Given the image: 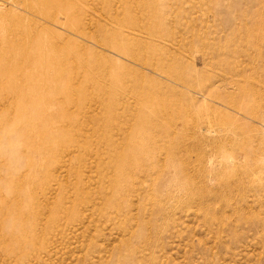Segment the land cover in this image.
<instances>
[{
    "label": "rangeland",
    "instance_id": "rangeland-1",
    "mask_svg": "<svg viewBox=\"0 0 264 264\" xmlns=\"http://www.w3.org/2000/svg\"><path fill=\"white\" fill-rule=\"evenodd\" d=\"M96 1L92 13L103 18L107 1ZM56 8L0 0V33L44 22ZM120 14L157 25L153 40L124 29L147 48L161 45L174 74L211 94L195 95L130 56L129 65L196 96L194 111L201 105L204 120L222 127L200 142L137 126L120 152L131 160L109 161L95 152L113 148L96 142L76 158L69 128L48 148L14 114L0 130V264H264V0H143ZM131 53L152 59L143 47Z\"/></svg>",
    "mask_w": 264,
    "mask_h": 264
},
{
    "label": "bare ground",
    "instance_id": "bare-ground-1",
    "mask_svg": "<svg viewBox=\"0 0 264 264\" xmlns=\"http://www.w3.org/2000/svg\"><path fill=\"white\" fill-rule=\"evenodd\" d=\"M106 1L107 12H100L104 17L97 18L92 13L96 2L99 4L96 0H27L32 8L36 2L58 8L43 13L44 22L34 21L25 28L7 24L3 31L8 35L0 33V130L14 114L24 115V129L33 128L42 135L40 140L47 142L48 148L58 145L57 130L69 128V144L71 152H77L76 158L89 155L80 152L90 150L96 142L113 148L106 152L109 155L102 150L95 152L97 158L109 161L131 160L130 155L120 152L129 145V134L137 126H148L172 141H207V134L219 131L222 125L204 120L207 115L201 105L194 111L196 96L186 97L182 91L134 68L128 56L146 71L204 99L211 91L206 93L204 87L192 86L180 73L174 74L171 60L158 56L161 45L147 48L141 38L125 32L124 27L140 28L150 34L149 39L160 37L154 23L140 26L120 14L143 0ZM58 29L73 37L63 36ZM135 46L145 48L152 59L142 61L132 56ZM121 57L128 63H119ZM67 102L68 115H63ZM143 147L138 145L137 149ZM55 177L53 174L51 178Z\"/></svg>",
    "mask_w": 264,
    "mask_h": 264
}]
</instances>
